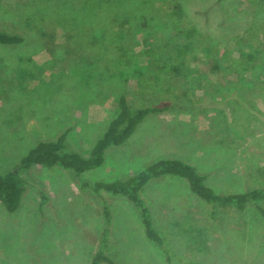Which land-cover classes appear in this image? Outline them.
Here are the masks:
<instances>
[{
    "label": "rangeland",
    "instance_id": "1",
    "mask_svg": "<svg viewBox=\"0 0 264 264\" xmlns=\"http://www.w3.org/2000/svg\"><path fill=\"white\" fill-rule=\"evenodd\" d=\"M38 1L0 0V30L24 38L20 45L0 46V174L38 140L67 127V148L86 156L115 116L122 92L132 109L173 108L143 121L95 170L77 177L59 168L25 173L18 210L8 214L0 204V264H89L104 200L79 184L118 180L160 158L194 164L216 193L264 185V3L159 0L168 11L175 4L181 10L176 40L165 25L123 33L120 40L113 37L117 27L113 35L104 33L84 23L81 13L75 29L64 30L53 21L69 23L70 13L48 14ZM187 29L194 31L193 48L159 58L157 45L170 38L180 46ZM113 41L122 43L120 58L112 54ZM102 48L115 61L97 55ZM142 198L163 248L145 238L124 198L108 196L106 254L114 263L264 264V222L253 210L220 212L211 221L209 207L172 177L149 183Z\"/></svg>",
    "mask_w": 264,
    "mask_h": 264
},
{
    "label": "trees",
    "instance_id": "2",
    "mask_svg": "<svg viewBox=\"0 0 264 264\" xmlns=\"http://www.w3.org/2000/svg\"><path fill=\"white\" fill-rule=\"evenodd\" d=\"M50 1L51 4L48 2ZM159 0H41L37 7L48 8V14L70 13L73 21L69 23L53 21V24L62 29H75L76 14L84 16V23L101 27L104 33H112L113 37L124 39L126 32L135 30H148L157 25H165L173 28L172 38L176 40V17L181 15V10L176 11V4L168 11L160 5ZM264 3V0H259ZM45 9V8H44ZM42 9V10H44ZM51 11V12H50ZM71 22V23H70ZM71 24V25H70ZM70 25V26H68ZM115 32H117L115 34ZM107 33V34H109ZM194 31L185 30L184 42L180 46L169 43L157 45L159 58L173 59L187 53L195 43ZM24 42L19 34L0 30V46H16ZM115 41H113L114 45ZM169 43V44H168ZM114 53H118L120 44L115 43ZM155 45L151 44V47ZM122 53L124 50L121 48ZM120 50V51H121ZM217 50V49H215ZM105 55L110 61V53L103 48L98 50L97 55ZM111 54V55H112ZM123 56V54H122ZM158 57V56H157ZM165 65V66H164ZM166 67L169 64H164ZM170 66V65H169ZM180 63L178 68H182ZM117 111L109 121L104 133L90 148L86 156L69 150L66 145V137L71 127L65 128L51 140H38L36 144L4 174H0V204L8 214H13L19 208L22 197L26 191L27 180L25 173L33 168H59L79 176L83 173L95 170L104 163L105 154L111 148L124 145L135 133L139 125L149 117L168 112L172 106L149 105L132 109L127 101L126 93L122 92L117 98ZM165 177L183 180L189 194L197 201L209 207L210 214L207 216L215 221L217 213L225 211L243 212L253 210L264 222V185L238 193H216L207 183L208 175L201 173L197 167L185 160L173 157L160 158L149 162L141 170L129 174L124 178L103 182L80 183L83 190L92 196L104 200L98 206L97 213L102 220V230L98 238L97 246L92 254L89 264H116L106 254L112 224V215L108 208L107 197L124 198L137 212L145 238L155 246L163 248V239L155 228L150 210L142 198V191L153 181ZM42 201L45 197H41Z\"/></svg>",
    "mask_w": 264,
    "mask_h": 264
}]
</instances>
